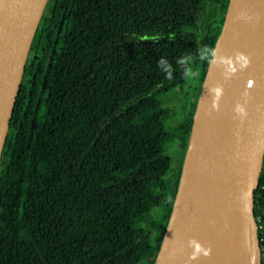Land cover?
Segmentation results:
<instances>
[{
	"label": "trees",
	"instance_id": "16d2710c",
	"mask_svg": "<svg viewBox=\"0 0 264 264\" xmlns=\"http://www.w3.org/2000/svg\"><path fill=\"white\" fill-rule=\"evenodd\" d=\"M229 1L48 2L0 160V264H155L183 167L166 146L187 151ZM254 213L262 243L264 160Z\"/></svg>",
	"mask_w": 264,
	"mask_h": 264
},
{
	"label": "water",
	"instance_id": "95a60500",
	"mask_svg": "<svg viewBox=\"0 0 264 264\" xmlns=\"http://www.w3.org/2000/svg\"><path fill=\"white\" fill-rule=\"evenodd\" d=\"M48 2L0 0V160ZM250 2L229 1L155 264L260 263L254 197L264 160V0L255 7ZM220 73L225 74L223 89L220 83L209 86L210 78ZM209 93L218 113L207 120L202 103L209 102ZM183 203L185 210L177 217ZM176 232L182 235L178 243Z\"/></svg>",
	"mask_w": 264,
	"mask_h": 264
},
{
	"label": "rangeland",
	"instance_id": "374dc122",
	"mask_svg": "<svg viewBox=\"0 0 264 264\" xmlns=\"http://www.w3.org/2000/svg\"><path fill=\"white\" fill-rule=\"evenodd\" d=\"M186 81L187 83H185L184 85L178 86L171 93H169L170 95L168 98L169 99L168 106L173 109L175 115L168 121V123L170 126H173V127L177 126L179 124L181 117L185 115L186 108H184L183 110V105L187 102L188 95H186V93L192 92L191 94L193 95V91L191 88V85L193 83L191 71L189 72V75ZM166 151L169 154H172L177 158V164H176L177 167H178V163L182 164L184 162L185 155L182 152H178L175 144H167ZM172 182L174 184L177 182V178L174 175L172 176Z\"/></svg>",
	"mask_w": 264,
	"mask_h": 264
},
{
	"label": "bare ground",
	"instance_id": "6f19581e",
	"mask_svg": "<svg viewBox=\"0 0 264 264\" xmlns=\"http://www.w3.org/2000/svg\"><path fill=\"white\" fill-rule=\"evenodd\" d=\"M259 1H262V0H251L250 5L252 7H255L256 4ZM232 29H233V27H232ZM231 36H232V42L235 44V41H236V44H237V38H235V36L233 34V31H232V35ZM224 75H225L224 73H220V75H219V78L221 79V82H219V78L217 76H212L210 78V80H209V86H212L214 84L219 85V83H220V88H221L223 86V84H224ZM221 89H223V88H221ZM209 97H210V100H209L208 103H206V102L202 103L203 104V109L206 110V114H207L206 118H207V120L212 118L215 115V113L216 114L218 113L217 112V107H216V101H215L214 96L211 95V93H209ZM207 105H208V107H207ZM208 108H210L211 110L208 109ZM200 162H201V160H200ZM184 210H185V205L183 203V205L181 207L179 206L177 208L176 216L177 217L180 216V214H182V211H184ZM179 238L182 239V235L179 232L178 233L176 232L175 235H174L175 243H178ZM177 247H178V245H177Z\"/></svg>",
	"mask_w": 264,
	"mask_h": 264
},
{
	"label": "built area",
	"instance_id": "2783aa9c",
	"mask_svg": "<svg viewBox=\"0 0 264 264\" xmlns=\"http://www.w3.org/2000/svg\"><path fill=\"white\" fill-rule=\"evenodd\" d=\"M256 221H257L258 230H259L260 228H262V224H259V222L261 221L260 217H256ZM259 260H260V263L264 264V242L261 243V241H260Z\"/></svg>",
	"mask_w": 264,
	"mask_h": 264
}]
</instances>
